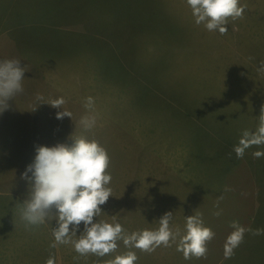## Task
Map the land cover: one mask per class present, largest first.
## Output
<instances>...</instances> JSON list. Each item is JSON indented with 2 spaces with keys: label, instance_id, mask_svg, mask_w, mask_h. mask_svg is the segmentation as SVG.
I'll return each instance as SVG.
<instances>
[{
  "label": "rangeland",
  "instance_id": "1",
  "mask_svg": "<svg viewBox=\"0 0 264 264\" xmlns=\"http://www.w3.org/2000/svg\"><path fill=\"white\" fill-rule=\"evenodd\" d=\"M240 5L244 17L221 35L195 23L187 0H0V60L19 59L26 71L24 92L0 114V264H108L129 251L135 264H264V235L251 232L224 258L233 221L264 229V157L253 156L264 146L242 159L233 151L264 106V0ZM38 94L63 97L72 118L57 119L63 109ZM85 115L96 117L88 131ZM72 135L110 157L112 196L95 221L132 233L158 229L172 212L183 234L198 212L215 233L207 258L186 260L176 244L146 253L118 241L104 257L50 248L57 222L21 219L30 189L22 177L37 146L71 145Z\"/></svg>",
  "mask_w": 264,
  "mask_h": 264
},
{
  "label": "clouds",
  "instance_id": "2",
  "mask_svg": "<svg viewBox=\"0 0 264 264\" xmlns=\"http://www.w3.org/2000/svg\"><path fill=\"white\" fill-rule=\"evenodd\" d=\"M187 4L197 25L204 24L208 31L218 30L221 35L227 34L229 19H242L246 10V6L240 5V0H187ZM258 71L264 72V61L260 62ZM25 72L19 59L0 60V114L10 108L9 101L24 92ZM36 100L63 109L57 112V119L72 118V113L63 107L66 103L63 97L42 102L44 98L38 94ZM93 106L94 98L88 97L85 107L91 109ZM260 113L255 132L244 130L238 145L234 146L237 159H242L246 150L252 146H264V106ZM80 124L88 131L95 126L96 117L85 115ZM69 139L73 141L71 145L58 143L51 147L37 146L34 161L27 166L22 177L29 182L30 189L27 199L18 205L21 219L32 226L55 220L58 226L52 229L54 242L50 248L72 245L81 257L90 254L104 257L117 250L118 241H123L125 247L146 253H153L161 246L171 247L176 244V250L182 252L186 260L193 257L207 258L208 244L214 239L215 233L205 226L202 214L198 212L185 218L183 234L171 224L172 212L165 213L159 219L158 229L132 233H128L120 223L113 224L100 219L95 221L94 218L103 213L101 206L112 196L109 187L112 175L108 171L110 157L106 149L94 139L74 135ZM253 156L264 157V151H255ZM222 199V196L218 197V201ZM220 214L219 211L214 213L216 216ZM81 223L84 229L77 236ZM230 227L233 231L224 244L225 259L235 255L246 233L264 235V229L245 228L238 221H233ZM137 260L136 253L129 251L116 256L108 264H135ZM46 264H55L54 258L50 256Z\"/></svg>",
  "mask_w": 264,
  "mask_h": 264
},
{
  "label": "trees",
  "instance_id": "3",
  "mask_svg": "<svg viewBox=\"0 0 264 264\" xmlns=\"http://www.w3.org/2000/svg\"><path fill=\"white\" fill-rule=\"evenodd\" d=\"M238 183V182H237Z\"/></svg>",
  "mask_w": 264,
  "mask_h": 264
}]
</instances>
